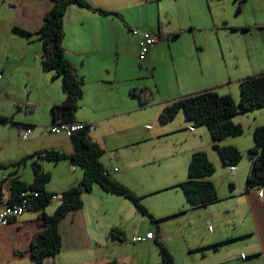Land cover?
<instances>
[{
  "label": "crops",
  "instance_id": "0c3cea01",
  "mask_svg": "<svg viewBox=\"0 0 264 264\" xmlns=\"http://www.w3.org/2000/svg\"><path fill=\"white\" fill-rule=\"evenodd\" d=\"M83 1L90 9L72 5L63 19L64 56L76 76L83 80L82 99L74 122L94 126L90 134L104 150L100 162L109 178L140 199L156 220L152 222L156 232L141 229L145 222L140 217L145 215L137 212L127 199L94 185L90 192H82L80 210L68 213L60 222V253L47 258L45 264H107L111 261L158 264V244L168 249L177 264V259L183 256L200 255L203 259L208 252L217 253L225 245L250 236L257 238L264 254V188L249 193L244 189L250 160L246 158L247 162H242L243 157L231 171L221 162L205 126L195 127L182 112L169 123L162 124L158 119L159 112L168 103L210 90L202 85L208 81L228 85L232 71L217 69L225 63L227 55L233 60L252 63L248 55H238L242 46L230 45L228 40L239 37L243 42L253 31L264 34V0ZM50 7V0H0V117L11 118L14 127L16 124L31 127L26 140H22L15 129L25 142L10 151L21 159L44 148L73 153L71 142L69 145L65 141L44 143L43 140L52 133L49 131L52 106L65 100L61 79L41 68L42 42L37 31ZM142 33L157 38V44L144 61L137 57ZM167 59L179 70L185 68L188 85L180 87L181 93L147 94V87L132 83V79L140 77L129 75L130 70L151 65L157 71L162 60ZM153 80L157 84V80ZM220 95H229L236 103L240 98V94L228 91ZM26 105H33V111L25 112ZM41 109L49 110L51 119L35 120V116L21 119L17 114L23 111L38 115ZM245 114L249 121L247 131L252 137L254 128L264 125V108ZM245 134L243 128V136ZM219 145L233 146L245 154L254 147V142L227 138ZM196 151L204 152L214 165L215 172L209 180L218 200L205 207L191 208L179 185L187 180L191 155ZM167 159L173 160L170 169L160 166ZM39 162L42 170L50 174L51 180L46 185L50 193L59 196L82 179L81 169L67 160L57 164ZM9 171L0 170V185ZM8 195L3 188L0 199ZM45 213L50 215L46 209ZM170 219L180 225L172 222L175 228L166 235L175 242L165 241L163 233L162 225ZM247 219L251 228L241 235L235 233L238 220L246 224ZM191 222L210 227L211 232L189 239L186 230ZM229 225L230 230L225 228ZM39 229L37 213L29 211L1 226L0 264H35L29 248L31 237ZM111 230L116 232L115 238L120 239L110 236ZM148 233L153 234V239L140 243L131 241ZM235 256L238 259V251Z\"/></svg>",
  "mask_w": 264,
  "mask_h": 264
},
{
  "label": "trees",
  "instance_id": "16d2710c",
  "mask_svg": "<svg viewBox=\"0 0 264 264\" xmlns=\"http://www.w3.org/2000/svg\"><path fill=\"white\" fill-rule=\"evenodd\" d=\"M50 2L51 7L37 31L42 42L41 68L44 72L53 73L54 78L61 79V88L65 94V100L51 108L53 124L57 121L73 123L82 99L83 80L76 76L70 62L64 56L63 19L67 9L72 5L88 9L90 6L83 0H50ZM98 12L108 14L101 10ZM239 88L240 98L237 103L229 95H220L216 91L206 90L168 103L159 112L158 119L162 124L169 123L179 112H182L186 120L193 123L195 127L205 126L221 162L230 169H233L243 157L249 159L251 166L244 188L245 192L249 193L264 188V125L254 128L252 132L254 147L245 154L233 146H220L219 143L227 138L243 134L242 126L233 121L236 115L264 108V73L241 80ZM17 108L20 109L19 106ZM33 109V105L24 107L25 112H32ZM0 123L14 124L12 119L7 117H0ZM69 140L73 147L72 154L41 150L11 166L0 165V170H10L1 181L0 198L3 188L7 190L8 199L11 201L18 200L21 193H25V199L28 201L26 211L37 213L40 229L31 237L29 248L35 264H45L47 258L60 253L61 238L58 226L68 213L80 210L82 192H90L94 185L100 186L108 193L127 199L137 212L147 216L152 222L156 221L137 196L109 178L100 162L104 150L92 139L87 127L74 132ZM27 160H31L33 172L30 184L21 181L18 175L20 165ZM66 160L73 167L80 168L83 175L77 186L65 190L58 196L46 190L51 177L42 170L39 161L57 164ZM214 172V165L204 152L196 151L191 155L187 180L179 185L189 207H205L218 200L215 187L209 180ZM33 193H37V196L34 197ZM55 199L58 201L57 206L52 215H47L45 209ZM115 233L111 230L110 236L120 239V237L115 238ZM158 248L160 254L158 264H174L168 249L162 244H158ZM107 264L117 263L111 261Z\"/></svg>",
  "mask_w": 264,
  "mask_h": 264
},
{
  "label": "rangeland",
  "instance_id": "374dc122",
  "mask_svg": "<svg viewBox=\"0 0 264 264\" xmlns=\"http://www.w3.org/2000/svg\"><path fill=\"white\" fill-rule=\"evenodd\" d=\"M228 44H238V48L242 46V52L238 51V55L245 56L248 55V58L252 60V63L249 64L246 61H238L233 60V58L230 55H227L226 61L224 64H222L221 67H218L217 69H227L229 71H232L231 76V82L226 84H219L214 81L206 82L202 85H205L206 87H209L208 89L218 92V94H221L223 92L228 91V93L231 94H240V88H239V81L246 79L248 77H253L260 75L261 73H264V34L258 33V32H251L249 35L246 36L245 41L242 42L241 38L236 37L234 40H228ZM244 45L247 46V48H244ZM167 60H162V63L159 64L157 71H154L152 66H142V68H139V62L137 61V68L140 70H130L129 75L131 76H139L140 79L135 78L132 79V83L135 85H139V83L147 87L146 89L149 90L147 94H179L182 91V88H180L183 85H188L187 78L185 77V68H177ZM145 64V63H143ZM133 65V64H131ZM142 65V64H141ZM147 67V68H146ZM152 75V76H151ZM137 79V80H136ZM153 79L157 80V84L154 82ZM201 86L200 84L198 87ZM152 87V88H151ZM154 87V88H153ZM159 89V93H158ZM157 100V98H155ZM19 118L21 119H28L30 117H34L35 120L37 118L45 117V119L50 118L51 119V113L50 111H42V109L39 111L38 115H32L30 114H24L23 111L17 113ZM27 115V116H26ZM248 115L246 114H239L233 118L234 122H240L242 125H244L242 128H244L246 134L243 136L233 137L240 141H251L253 138L251 137V134L249 131H247V124L249 121L247 120ZM14 124L9 123H0V164L4 166H11L14 163L21 160V158H18L17 155L11 153L12 147H19V143H23L25 141H22L20 137L18 136V133L15 130ZM53 125L52 120H50V126ZM48 130V129H47ZM49 136L45 137V142H54V143H62L67 142L70 145V141H68V138L64 133L56 134V133H48ZM44 144L40 143V146L43 147ZM44 148L43 150H45ZM39 152V151H38ZM105 158H108V155L105 156ZM173 160L167 159L163 163H161L160 166H163V168H168L172 166ZM242 162H247L246 157L243 158ZM3 173H6L7 170H1ZM19 177L24 182H31L33 177V172L31 168V160H27L25 163L20 165L18 169ZM1 178V175H0ZM57 201H53L50 206L46 208V211L48 214H53L52 210L53 207L57 204ZM220 206V205H217ZM194 214V213H193ZM193 217V216H192ZM145 222L144 225H142L141 229H148L149 231L155 233L156 228L155 224L152 223V221L146 217L142 216L140 217ZM194 221H196V218H194ZM172 222H176L178 226V221L174 220H167L163 223V233L165 235V241L167 242H175V239L170 235L175 226ZM201 223V221H200ZM250 221L247 219V223L241 222L238 220V224L236 228L234 229L235 233H240L238 235H241L244 231L249 230L251 227H249ZM226 229L230 230V225L225 227ZM209 229V230H208ZM196 224V222H191V224L187 227L186 232L187 237L190 238H201L204 237L207 233H210L211 228ZM225 230V229H224ZM146 231V230H145ZM258 252H255L257 251ZM238 251V259H235V253ZM258 257H252L255 255H258ZM243 254L241 259L239 258V255ZM248 257V258H246ZM251 257V258H250ZM227 259H232L231 261L227 262ZM207 264V263H216L221 262L222 264H264V254L261 253V246L259 242L257 241V238L254 236H250L248 238H239L238 242L232 243L230 245H225V247H222L217 253L208 252L207 255L201 259L200 255H193V256H183L181 258L177 259V264Z\"/></svg>",
  "mask_w": 264,
  "mask_h": 264
},
{
  "label": "built area",
  "instance_id": "2783aa9c",
  "mask_svg": "<svg viewBox=\"0 0 264 264\" xmlns=\"http://www.w3.org/2000/svg\"><path fill=\"white\" fill-rule=\"evenodd\" d=\"M133 33L138 34L137 31H133ZM140 36L141 37L138 43L139 48L137 57L140 61H144L148 58L150 49L157 44V38L148 33H142ZM86 127L89 129V131L94 130V126L92 124L77 122L65 123L62 121H57L50 127L49 131L52 133H64L67 137H70L74 132L82 130ZM15 129L19 132L22 140H26L32 131L31 127L21 124H16ZM230 170L233 171V169ZM33 196L36 197L37 193H33ZM27 204L28 201L27 199H25V193H21L18 200L11 201L10 199H8V197L5 199H0V227L6 226L13 220H16L17 218L22 216L28 207ZM151 239H153V234L148 233L145 235V237H133L131 241L134 243H140L142 241Z\"/></svg>",
  "mask_w": 264,
  "mask_h": 264
}]
</instances>
